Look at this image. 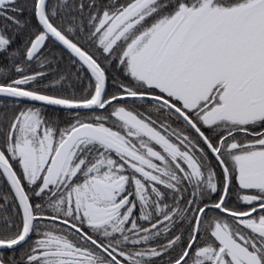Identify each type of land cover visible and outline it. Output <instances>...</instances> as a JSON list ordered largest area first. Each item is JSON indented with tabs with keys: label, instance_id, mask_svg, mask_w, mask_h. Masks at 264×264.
I'll list each match as a JSON object with an SVG mask.
<instances>
[{
	"label": "snow or ice",
	"instance_id": "1",
	"mask_svg": "<svg viewBox=\"0 0 264 264\" xmlns=\"http://www.w3.org/2000/svg\"><path fill=\"white\" fill-rule=\"evenodd\" d=\"M0 264H264V0H0Z\"/></svg>",
	"mask_w": 264,
	"mask_h": 264
}]
</instances>
